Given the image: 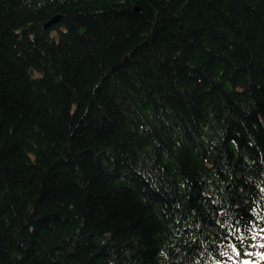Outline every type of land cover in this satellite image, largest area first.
Wrapping results in <instances>:
<instances>
[{"label": "trees", "instance_id": "16d2710c", "mask_svg": "<svg viewBox=\"0 0 264 264\" xmlns=\"http://www.w3.org/2000/svg\"><path fill=\"white\" fill-rule=\"evenodd\" d=\"M262 229L264 0H0V264H264Z\"/></svg>", "mask_w": 264, "mask_h": 264}, {"label": "water", "instance_id": "95a60500", "mask_svg": "<svg viewBox=\"0 0 264 264\" xmlns=\"http://www.w3.org/2000/svg\"><path fill=\"white\" fill-rule=\"evenodd\" d=\"M62 19H63L62 16H60V15H56L51 21H49V22L44 26V29H48V28H51V27L55 26V25L58 24Z\"/></svg>", "mask_w": 264, "mask_h": 264}, {"label": "snow or ice", "instance_id": "6c2138e0", "mask_svg": "<svg viewBox=\"0 0 264 264\" xmlns=\"http://www.w3.org/2000/svg\"><path fill=\"white\" fill-rule=\"evenodd\" d=\"M262 231H264V229H262ZM255 238V237H253ZM237 239H239L241 242L243 241V237L242 236H238ZM233 247V251H236V246L235 245H232ZM261 247H264V245H261ZM237 255H239V252H237ZM246 264V262H245Z\"/></svg>", "mask_w": 264, "mask_h": 264}, {"label": "bare ground", "instance_id": "6f19581e", "mask_svg": "<svg viewBox=\"0 0 264 264\" xmlns=\"http://www.w3.org/2000/svg\"><path fill=\"white\" fill-rule=\"evenodd\" d=\"M137 11H139V9H137ZM53 18H54V17H53ZM53 18H52V19H53ZM52 19H51V20H52ZM51 20H50V21H51Z\"/></svg>", "mask_w": 264, "mask_h": 264}]
</instances>
